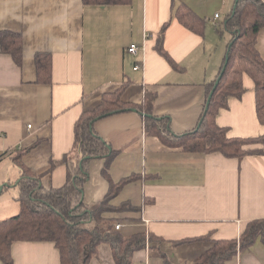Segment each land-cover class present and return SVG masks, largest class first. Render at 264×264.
I'll use <instances>...</instances> for the list:
<instances>
[{
	"label": "crops",
	"instance_id": "crops-1",
	"mask_svg": "<svg viewBox=\"0 0 264 264\" xmlns=\"http://www.w3.org/2000/svg\"><path fill=\"white\" fill-rule=\"evenodd\" d=\"M234 1L86 5L82 0H0V30L19 33L23 43L21 65L0 51V195L7 185L17 193L16 149H26L21 161L44 186L61 187L66 180L61 159L72 147L75 120L94 108L103 92L123 84L124 101L139 103L145 91H154L155 115L168 117L174 133L193 129L202 112L204 86L215 78L226 53L229 34L218 29ZM180 4L203 19L201 35L175 18ZM130 43L139 45L137 56L126 52ZM256 47L264 59V28ZM36 53L52 59L50 83L37 82ZM137 62L142 69H133ZM243 85L242 96L230 97L215 121L228 127L229 136L264 135L255 114L253 82L244 76ZM94 130L119 151L109 168L114 181L140 174L110 201L113 207L128 203L134 209L108 211L104 217L112 225L121 222L125 235L144 231L160 239L134 252L132 264H165L161 254L170 264H192L209 244L179 241L205 235L213 240L238 238L249 221L264 218V149L228 158L219 152L168 147L145 134L134 111L98 119ZM103 165L102 158L88 165L82 195L87 209L97 207L107 190ZM12 197L7 206L11 216L19 211ZM11 256L13 264H60L51 241H15ZM88 264H115L110 247L99 245ZM226 264H264V244L257 239Z\"/></svg>",
	"mask_w": 264,
	"mask_h": 264
},
{
	"label": "trees",
	"instance_id": "trees-1",
	"mask_svg": "<svg viewBox=\"0 0 264 264\" xmlns=\"http://www.w3.org/2000/svg\"><path fill=\"white\" fill-rule=\"evenodd\" d=\"M130 0H82L83 4L114 5ZM174 16L185 28L202 34L204 21L187 6L180 4L174 9ZM264 28V0H238L235 8L225 16L219 33L229 34L225 56L227 63L206 108V101L224 60L215 78L204 86L205 96L202 112L196 126L184 133H174L170 119L154 114V91H145L139 103L123 100L125 84L101 94L100 102L92 109L83 110L73 125V144L65 153L61 163L66 166L65 183L58 188L44 186L41 177L24 166L21 157L26 149L14 151V163L19 168L20 179L14 185L17 194L14 201L19 205L17 214L0 219V260L13 264L11 245L15 241H51L59 251L60 264H88L96 256L98 246L107 244L115 264H132L134 252L146 247L147 243L158 242L152 234L137 231L125 235L114 230L112 221L104 217L108 211H126L134 207L121 203L113 207L110 201L122 188L140 178L131 173L114 181L109 168L119 153L113 150L94 130L96 120L109 115L134 111L140 115L146 135L156 136L164 145L180 148L187 152H219L228 158H242L262 153L264 135L255 137L229 136L228 127L216 123V114L227 108L230 97L240 98L244 92L243 78L253 82L254 109L258 122L264 125V59L256 47L257 35ZM0 51L9 54L21 65L23 43L19 33L0 30ZM164 56H167L164 53ZM175 69L179 66L172 60ZM37 82L50 83L52 59L47 53H36L34 57ZM102 158L101 170L107 182V190L94 209H87L83 203V187L89 177L91 160ZM50 173V171H48ZM10 187V185H7ZM149 201V200H145ZM257 239L264 244V218L254 219L246 224L238 238L213 240L209 236L183 239L179 242L201 241L208 247L192 264H226L238 252L252 246ZM164 258L165 264H170Z\"/></svg>",
	"mask_w": 264,
	"mask_h": 264
},
{
	"label": "built area",
	"instance_id": "built-area-1",
	"mask_svg": "<svg viewBox=\"0 0 264 264\" xmlns=\"http://www.w3.org/2000/svg\"><path fill=\"white\" fill-rule=\"evenodd\" d=\"M218 16H219V15L216 13V14L214 15V17L211 19V22H212V24H213L214 26L217 25L216 20H217ZM139 50H140V47H139V45L136 44V43H130V44L127 46V48H126V52L129 53V54L132 55V56H137ZM133 69H134V70L142 69V65H141L139 62H137V63H135ZM262 148L264 149V144L262 145ZM112 227H113L114 230H120L121 227H122V223H121V222L114 223Z\"/></svg>",
	"mask_w": 264,
	"mask_h": 264
},
{
	"label": "rangeland",
	"instance_id": "rangeland-1",
	"mask_svg": "<svg viewBox=\"0 0 264 264\" xmlns=\"http://www.w3.org/2000/svg\"><path fill=\"white\" fill-rule=\"evenodd\" d=\"M2 192L3 193L0 195V206H2V208H0V217L11 216L12 214L7 209V206L11 201V196L14 198L17 193L13 192V189L10 187H6Z\"/></svg>",
	"mask_w": 264,
	"mask_h": 264
},
{
	"label": "water",
	"instance_id": "water-1",
	"mask_svg": "<svg viewBox=\"0 0 264 264\" xmlns=\"http://www.w3.org/2000/svg\"><path fill=\"white\" fill-rule=\"evenodd\" d=\"M237 1H238V0H235V1H234L233 9L235 8V5H236ZM226 63H227V57L225 56V60H224V64H223L222 70H221L220 74L218 75V77H217V79H216V81H215V83H214L212 89L210 90L208 97H207L206 108H207L208 103H209V100H210V98H211V96H212V94H213V92H214V89H215L216 85L218 84V81H219V79H220V77H221V75H222V73H223V71H224V68H225V66H226Z\"/></svg>",
	"mask_w": 264,
	"mask_h": 264
}]
</instances>
